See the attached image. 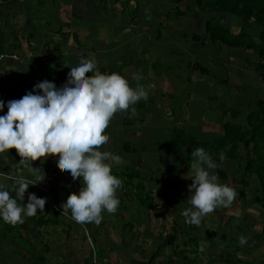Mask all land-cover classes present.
<instances>
[{"label": "crops", "instance_id": "crops-1", "mask_svg": "<svg viewBox=\"0 0 264 264\" xmlns=\"http://www.w3.org/2000/svg\"><path fill=\"white\" fill-rule=\"evenodd\" d=\"M150 1L152 0H105L100 3L99 0H9L1 8V21L6 24V33L16 34L20 42L21 48L16 53L22 62L13 60L7 53L3 58L0 57V71L4 73L5 79L0 80V98L9 99V91L16 83V74L19 72L15 70V74L12 70L6 72L8 67L14 69L20 63L24 68L22 72L29 74V61L42 59L47 66L60 70L67 78L71 66H75L80 61L82 54H93L102 71L120 72L128 78L131 86L135 87L137 83L144 85L148 88L149 96L147 99L141 98L133 105L136 108L134 114L131 111L133 106L114 114L115 116L111 118L105 129L110 139L100 146L101 150L122 156L121 163L113 162L112 171L122 179V188L125 186L135 188L134 198L139 203L141 212L137 214L133 212L127 216L123 212H118L117 216L113 215V219H121V224L114 225L107 216L114 212L104 210L103 219L99 224L86 222L87 226L77 228L70 225L63 230L64 228L58 226L59 223L60 226L62 224L61 215L67 217L69 224L76 222L72 217L71 209L59 210L60 212L55 209L56 213L51 214L59 218L56 224L50 223L47 219L42 224L33 223L37 218L35 216L44 214L43 211L47 207L48 209L55 207L46 201L45 208L38 209L35 216L25 215L23 223H11L20 226L19 233L22 241L14 240V232L9 233L7 228L3 230L0 225V264H26L27 260L30 264L31 261L35 262L27 251V242L39 252L37 257L44 259L43 264H232L231 262L235 259L237 262L239 259L245 260L247 264H264L263 260L259 262L248 260V256L243 254V251H248L244 248L246 246L243 245V247L238 243L239 236L243 234L248 238L249 247L262 244L264 248V231L255 229L256 220L263 223L261 227L264 226V215L260 213L261 205L255 199V207L247 200L245 189L250 185L247 180L249 185L243 188L244 196L237 195L235 198L242 203L243 218L238 220L236 215L228 214L230 207L234 208L237 202L229 206H220L222 207L220 210L218 208L214 210L216 211L214 215H217V211L219 215L220 212L226 211L225 216H222L229 221H236L231 225V232L213 231V236L212 230L209 229L205 232L208 241L203 251L200 247L199 249L187 248L189 241L191 242L190 239H185L188 228L198 230L208 225L210 228L226 229L229 222L226 220L223 224L216 223L210 213L205 217L206 219L203 217L199 225H190L186 222L182 211L191 206L187 200L189 189L180 188L177 177L188 174L191 169L189 152L193 150L188 149L181 154H167L160 148V144L169 143L175 129L192 135L201 142L211 141L221 136L222 120L226 117V115L223 117L224 112L231 116V111L236 110L233 109L234 106L230 109L227 108L228 105L223 106L221 102L236 99L238 94L242 93H239L241 88L234 84L236 80L228 81L230 77L224 63L230 59L231 55L239 53L246 55L248 51L237 52L235 49H230L227 60L222 61L221 54L216 51L215 45L207 37L202 22H156L159 20L158 10L166 7L165 5L159 7V4H151ZM104 3L105 8L102 6ZM151 7L153 10L150 13ZM195 26L197 29L194 28ZM194 35L197 38H193ZM206 47H211L213 54L203 56L206 53ZM251 54L255 55V53ZM167 58L174 61L166 60ZM192 58H203L208 65L205 67L196 63L194 66L197 69L193 66L191 68V62L189 63L188 60ZM216 58H221L220 62ZM231 61L230 59L228 63ZM198 65L200 67H197ZM252 66L253 76H256V63ZM3 67L6 68L2 69ZM194 71L198 74L190 79L189 76ZM87 75L92 73L89 72ZM137 75H140L142 79L137 81ZM9 77H12L11 82ZM260 81V87L263 89L264 81ZM6 82L9 88H6ZM211 97L213 100L210 99ZM209 114L216 116L214 123L208 122ZM158 133L166 136L165 142L158 139ZM129 135L132 139H148L155 146L156 153L145 152L149 145L148 141L144 144L142 142L138 148L133 147L131 139L127 138ZM221 153L222 151L218 153V157ZM127 154L132 156L129 157ZM8 155L16 159L19 165L15 166ZM213 156L217 157V154ZM21 159L22 157L14 147L0 152V184L12 188L18 186L21 179L34 180L42 176L44 172L46 174L45 166L52 169L58 166V154H48L31 161L33 167H39L35 172L21 163ZM187 159L189 160L187 169L181 171V162ZM228 165L234 174L232 180L227 172ZM172 166L178 173L174 172L170 176L168 171L173 169ZM240 167L237 160L222 159L214 171L223 169L227 174L226 183L229 184V180L236 182L234 187L238 192L237 185L241 186L238 183L241 179L235 178L237 177L235 170L239 171L242 177L243 171ZM18 171L20 173H17ZM129 171L140 172L139 177L136 176L130 185L123 179V177L129 178ZM164 172L166 175H161ZM144 173H149L150 178ZM15 176L17 180L14 179ZM78 179L77 188L80 189L82 177ZM249 180L255 181L254 178ZM189 181L192 183L191 179ZM223 181L220 182L225 183ZM139 184H143L146 193L153 198L149 210L145 209L141 200L136 198ZM30 186L29 184L23 199L18 193H11L16 195L19 204L26 205L22 201L27 202L28 193L34 192ZM61 187L57 189L60 194V200L56 202L58 205H62L66 200L62 196L65 195V193L62 194L65 188ZM162 192L165 195V201L162 200L164 202L156 199ZM255 192L257 193V189ZM117 194L123 197L120 201L129 198L126 190L118 189ZM159 202L164 204L161 205ZM253 211H257L258 215L260 213L259 218L253 214ZM170 214L171 217H168ZM127 218L131 219V224L126 222ZM140 220L144 223H140L138 227ZM158 223L164 225L158 227ZM42 228H45L48 234H44ZM54 229L58 234L62 233L55 236L53 242H46L50 231ZM234 229H236L235 233ZM253 231L257 234L250 235ZM41 233L44 241L41 240L43 242L37 245L38 240L40 242ZM217 233H220L218 237ZM9 236L11 242H8ZM51 236L53 237L52 233ZM14 245H19L20 248L17 249ZM23 253L28 254L26 259Z\"/></svg>", "mask_w": 264, "mask_h": 264}, {"label": "clouds", "instance_id": "clouds-1", "mask_svg": "<svg viewBox=\"0 0 264 264\" xmlns=\"http://www.w3.org/2000/svg\"><path fill=\"white\" fill-rule=\"evenodd\" d=\"M89 72L92 75H87ZM136 79L142 77L137 75ZM148 96L144 85L137 83L133 87L120 72L102 71L93 54H82L62 85L44 79L22 97L7 101L8 111L0 115V152L16 148L21 163L32 172L39 167H33L31 161L58 154V164L63 169L70 170L74 179L82 177V186L63 202V210L71 209L77 222L99 224L104 210L117 211V190L123 183L112 171L113 162L121 163L122 156L101 150L100 146L110 139L105 129L117 111L127 110ZM4 108L5 101L0 99V111ZM131 111L134 114L136 108L131 107ZM191 156L192 171L187 174L192 180L187 199L191 206L184 208L182 215L187 223L199 225L218 206L231 205L238 192L230 184L220 182L214 171L218 165L204 147L193 149ZM220 157L223 159L224 154ZM44 179L45 172L34 180L21 179L12 188L0 184V218L13 224L23 223L25 215L43 210L46 196L30 192L24 205L11 193L16 192L23 199L29 184ZM247 239L241 234L239 243L246 244ZM204 247L202 242L200 250Z\"/></svg>", "mask_w": 264, "mask_h": 264}, {"label": "trees", "instance_id": "trees-1", "mask_svg": "<svg viewBox=\"0 0 264 264\" xmlns=\"http://www.w3.org/2000/svg\"><path fill=\"white\" fill-rule=\"evenodd\" d=\"M0 1H2L0 2L1 10V8L5 6L9 0ZM104 1L105 0H99L100 3ZM169 1L175 4L173 7L174 13L182 15L186 14V12H190V10H185L182 12L181 9L178 8L180 5L186 6L188 0ZM190 1L196 3L199 13L204 12L208 16H211L215 13H220L225 16L229 15V17L232 15L238 17L241 20L240 25L243 29L252 25H258L256 29L258 32H254V36L257 34V37L254 39L253 35L251 36V34H247L243 30L233 33L232 29L230 28V22H215L208 19V17V20L203 23L206 35L213 45L220 47L223 46L228 49H235L237 52H254L258 59L256 62L255 71L258 77L264 81V0ZM1 14L2 12L0 11V57L3 58L7 53L11 58L14 55L17 56L18 59H15V61L22 62V59L19 58L18 54L16 53L21 48L20 42L17 39L16 34L6 33V24L1 21ZM192 14H194V12H192ZM196 15L198 14L196 13ZM194 37L197 38L196 35H194L193 38ZM12 59L14 60V58ZM28 66L29 74H25L23 72L17 73L16 83L9 91V99L22 97L24 94H26V91L32 90L33 86L38 81H42L44 79L54 80L58 86L62 85L67 80L65 75H63L60 70L51 66H47L42 59H31L28 63ZM197 67L200 66L198 65ZM8 100H4L5 108L0 111V115L8 111ZM224 115H226V111L224 112L223 117ZM238 115H240L238 110L231 111L232 117L237 118ZM221 128L223 130L221 136L207 142L197 141L192 135L185 134L183 131L175 129L172 133L169 143L166 145L160 144V148L167 154H181L188 149L193 150L197 147H204L210 152L211 155L217 154V157L218 153L222 151L224 154L223 159L237 160V162L240 163L243 175L238 183L242 186V188H245L249 185V183L246 181L247 179H255V182L257 183V194L255 201L264 208V100L257 101L256 110L251 111L246 115L244 124L239 125L234 121L224 119L222 120ZM8 156L15 166L19 165L17 164L16 159H13L10 155ZM217 157L213 159L218 165L222 159L220 156L218 158ZM188 161L189 160L187 159V162H181V171L187 169ZM45 167L46 174L51 175L57 172V169L60 168V165L54 169L50 168L49 166ZM216 172L219 174L220 181L224 180L223 182L226 183L225 180L227 179V174L225 171L223 169H217ZM128 173L130 176L127 180V184L130 185L136 176L139 177L140 172L129 171ZM62 182L64 184V188L67 191V195L69 196L71 194V190L67 186L65 180H63L61 177H58L53 184L54 186L51 185V191L56 201H58V199L60 200V194L57 189L62 186ZM76 183H79V179L76 180ZM30 187L38 195L47 197L46 194L37 191L34 186L31 185ZM242 188L238 190L239 196H244ZM78 191L79 189L77 188L75 192ZM136 198L141 200V204L143 207H145V209H151L153 198L148 193H146L145 186L143 184H139L137 186ZM22 202L26 204V201ZM51 209L39 217L35 216V214L34 216L37 218L34 220V222L32 220V222L42 224V222L47 219V221L52 224L58 223L59 218L51 214ZM1 223H3V225H1L3 230H6L5 228H7L9 233L14 232V240L20 239L22 241V237L19 233V225L15 226L10 222H5L2 218H0V224ZM27 245L28 247L26 248L27 251H29L28 253L32 258L35 259V262L31 261V264H43L44 259L37 257L39 252L33 247L32 244H28L27 242Z\"/></svg>", "mask_w": 264, "mask_h": 264}, {"label": "rangeland", "instance_id": "rangeland-1", "mask_svg": "<svg viewBox=\"0 0 264 264\" xmlns=\"http://www.w3.org/2000/svg\"><path fill=\"white\" fill-rule=\"evenodd\" d=\"M150 2H151V4L152 3L153 4L154 3L155 4H159V7H161L163 5H165V7H166V8H163V9H160L159 8L160 9V10H158L159 20L158 21L155 20L156 22H202V23H204L205 21H207L208 19H210V20H213L215 22H222V23L223 22H230V28L232 29V32L233 33H235V31L240 32L241 30H243L247 34H251V36L253 35L254 39L257 37V34L254 36V32H256V33L258 32V31H256L258 25H252L250 27H245L243 29V28H241V25H240L241 20L238 17H235L233 15L229 17V15L228 16H225V15H222L220 13H215V14H212L211 16H208L204 12L199 13V11H198L199 9H197L196 3H194V2H192L190 0L187 1V5L186 6L180 5L178 7L179 9H181L182 12L185 11V10H190V12H186V14H182V15L173 12L174 11L173 7L175 6V4H173L169 0H152ZM102 6H103V8H105L106 7L105 6V3L102 4ZM152 10H153V8L151 7L150 13H151ZM192 12H194V14H192ZM196 13L198 15H196ZM251 22H253V21H251ZM73 23L75 24V22H73ZM238 26H240V27L238 28ZM194 28L197 29V26H195ZM200 31H201V27H200ZM215 48H216V51L221 54L222 61L227 60V58H226L227 57V53L229 52L230 49H228L226 47H223V46L220 47V46H217V45H215ZM210 49H211V47H206V50H205L206 53H204L203 56H210V54L213 52ZM251 53H254V52L248 51L246 55H243V53H239V54H236V55H231L230 59L232 61L230 63H228V61H230V59H229L226 63H224L226 65V67H225L226 68V72L228 73V75L230 77V78H228L229 79L228 81H230V82L232 81L233 82L234 80H236V83H234V84H237V86L239 88H241V90L239 91V93L242 92L241 94H238V97L236 99L234 98V99H231L229 101L228 100H223L221 102V104L223 106L228 105L227 108H230L231 109L232 106H234L233 109H236V110L238 109L239 111H241V112H239L240 115H238L237 118H234L232 116H229V114H226V117L224 119L225 120L226 119L227 120H231L232 119L231 121H234L236 124H239V125L244 124L245 117H246V115L249 112L256 110V108H257V101L264 100V87H263V89H261V87H260V82H261L260 80L261 79H260V77H257V75L256 76H253V72H252L253 71V66L252 65L254 63H256L258 59H257V57L254 54H251ZM221 58H216V59L220 62ZM166 60H170V58H167ZM217 60H216V62H217ZM170 61H174V59H172ZM188 61H189V63L191 62V66L190 67L192 68V66H193L194 69H197L194 66L196 63L200 64L201 66L202 65H205V67L208 65V64L206 65V62L207 61L203 60V58H197V59H193L192 58V59H190ZM5 68L6 67H3L2 69H5ZM8 68L9 69L6 72H11V70H12L13 73H14V70L16 72L17 71L22 72V70L24 69V68H22V65L20 63H19V66L18 67H15L14 69L11 68V67H8ZM194 73H195V75H193ZM194 73H192L189 76L190 79H193V76H196L198 74L197 71H194ZM3 74L4 73H2L0 71V80H5L4 77H3L4 76ZM11 78L12 77H9V81L10 82H11ZM13 79H14V77H13ZM7 83L8 82H6V84ZM263 85H264V82H263ZM173 87L176 88L175 85H173ZM6 88H9L8 87V84L6 85ZM174 88H173V90H174ZM221 93L223 95L224 91L222 90ZM225 97H226V95H225ZM210 99L213 100V97H211ZM179 100H181V99L179 98ZM227 112H229V111H227ZM209 116L210 117L208 119V122H213L214 123L216 121L215 120L216 119V116L213 115V114L212 115L209 114ZM167 117L170 118V116H167ZM163 126H161V127H163ZM127 138L131 139V142L133 143V147L136 146L137 148L139 147V145L142 144V142L144 144V143H146L148 141V139L147 140L146 139L140 140L138 138H136V139L133 138L132 139L130 135ZM158 139L161 140V142H165L166 141V136L160 135V133H158ZM148 143H149V145L147 146L145 152L148 151V152L156 153L155 146L152 145L149 141H148ZM127 156L131 157L132 155L131 154L130 155L127 154ZM189 157H190V160L192 161L193 158L191 156V152H189ZM134 162H136V161L134 160ZM184 162H187V161H184ZM172 167H173V169L170 170V171H168L169 172L168 174L170 176L174 172H177L178 173V171L175 170V167L174 166H172ZM223 167L224 166H222V168ZM227 168H226L227 169V172H228V174H229V176H230V178L232 180L233 179V176H234L233 171L230 169L229 165L227 166ZM240 169H241V167H240ZM191 171L192 170L190 169L189 170V173H191ZM235 171H236L235 176H237L235 178L240 179L241 178L240 177V174L241 173H239V171H237V170H235ZM117 173H118V171H117ZM230 173H231V175H230ZM144 174L148 175V178H150V174L149 173L148 174L147 173H144ZM161 175H164L165 176L166 175V172H164ZM173 178L176 179V177H174V176H173ZM177 178H179L178 180H179L180 188H183L184 189L185 187H187L189 189L188 185L191 184V182L189 181L191 178L188 177L187 174L179 175V177H177ZM123 179L125 181H127L128 180V177H123ZM231 180H229L228 182H229V184L231 186L234 187V184L236 182L233 183ZM247 181L250 183V185L248 186V188L245 189L246 190V193H247V200H248L249 203H252L253 204V207H255L254 199H255L256 194H257L255 192V190L257 189V183L255 181H252V180H249V179H247ZM61 184H62V188H64L63 182ZM162 188H166V187H163L162 186ZM237 188L240 189L242 187L239 186V185H237ZM134 189L135 188H132L131 189L130 186H125L124 188H122V187L119 188L120 191H125L126 190V194L129 196V198H124L125 200L120 201V204H119V206L117 208V211L114 212V213H109L107 215L108 218H109L108 220L111 221L114 225H120L121 224V221H120L121 219H117V218L113 219V217H114L113 215L117 216L116 214L118 212H123V213H125L126 216L129 215V214H133V212L135 214H137L138 212H141L139 203L136 202V200L134 198V195H135V190ZM70 192L72 193V192H75V191H70ZM63 193H65V195ZM62 194H63L62 195L63 196V199H65V198L67 199L68 195H67L66 189L65 190L63 189ZM117 195L119 196V199L120 200L123 198L120 194H117ZM189 195H190V190L188 191V197H189ZM164 198H165V195L163 194V192L162 193H159L158 197H156V199L161 200V202H164L165 201ZM162 200H164V201H162ZM161 202H159L161 205L164 204V203H161ZM235 202H237L236 206L234 208L231 206L230 207L231 209L228 211V214H232L234 216L236 215L237 218H238V220H240V218H243L244 217L243 216L244 214L241 213V211H242V203L239 200H235L234 199L233 203H235ZM239 203L241 204L240 206H239ZM51 208H52L51 210H52L53 213H56L55 208L58 209V212H60L59 210H63L62 205H58V204H55V208H53V207H51ZM217 208H218V210H220V208H222V207L218 206ZM260 208H261L260 209V213H262L264 215V208L263 207H260ZM48 210L49 209L47 207L43 212H46ZM162 210H163V206H162ZM214 212H216V211L210 212V216H211V218H215L216 223H219L220 222L221 224H223L227 220L229 222V225L226 226V229H224L223 227H218V228L217 227H211L210 228V227H208V225H207V227L204 225V228H201V229H198V230H192V229H189L188 228V230L186 232V235H185V239H190L191 242L189 241L187 248H189V249H199V247H200V245H201L202 242L206 243L208 241V239L205 236V232H207V230H209V229H210V231L212 230L211 234L213 236H214V232H218L219 230H223V232H228V233L231 232V228H232L231 225L235 224L236 221H233V220L229 221V219L223 217L222 215L226 214V211L223 212V213L220 212V215L218 214V211H217V215H214ZM260 213L258 215L257 211H253V214L255 216H257L258 218L260 216ZM228 214H227V216H228ZM207 215L208 214H206L204 216V219H206L205 217H207ZM168 217H171V214ZM60 219H61L60 222L62 224L60 226V223H59L58 226L60 228H64L63 230H66V228L69 227L70 225H72V227H77V228H80L79 226H84V225L87 226L86 223H79L77 221H76L77 223L74 221V224L73 223L69 224L68 223V220H67V217H64L63 215H61V218ZM130 221H131L130 218H127L126 219V222H128V224L130 223ZM140 223H144L143 220H140V222H138V227L140 226L139 225ZM189 224L191 225L192 223H189ZM262 224L263 223L260 220H256V228L255 229L260 230V231H262V229H263V231H264V226L261 227ZM0 225H3V223H1ZM142 225H144V224H142ZM153 225H155V223H153ZM162 225H164V224H162V223L159 224L158 223V227H161ZM47 228H50V227H47ZM55 230L56 229L50 231L49 235L47 236L49 239H46L45 240L46 242H53L55 236H58V235H60L62 233L61 232L60 234H58L57 231H55ZM42 232L44 234H48L47 233V230L45 228H42ZM233 232L235 233L236 232V229H234ZM51 233L53 234V237L51 236ZM219 234L220 233H217L216 234L217 237L219 236ZM255 234H257V233L255 231H253L250 235H255ZM229 235H227V237H229ZM194 236H197V237H194ZM43 237L44 236L41 233V237H40L41 239H40V242L38 240L37 245H40L41 242L44 241L43 240ZM234 238H235V236H234ZM7 239H8V242H11V237L10 236L7 237ZM41 240H43V241H41ZM251 241L254 242V240H251ZM238 243H239V240H238ZM243 245L246 246V247H244ZM243 245L242 246L248 250L246 252L243 251V254H245V255L248 256V258H247L248 260H257V262H259L261 260L264 261V248H263V245L262 244L261 245L256 244L253 247H249L250 246L249 243H246V244H243ZM14 247H16L17 249L20 248L19 245H14ZM250 254H251V256H250ZM23 255L25 256V259H26V257H28V254L26 255L25 253H23ZM236 260L237 259H235V261H232L231 263L232 264H247L245 260L239 259L238 262ZM26 264H30V262H28V260H27V263Z\"/></svg>", "mask_w": 264, "mask_h": 264}, {"label": "built area", "instance_id": "built-area-1", "mask_svg": "<svg viewBox=\"0 0 264 264\" xmlns=\"http://www.w3.org/2000/svg\"><path fill=\"white\" fill-rule=\"evenodd\" d=\"M12 58L14 59H18L17 56H12ZM59 166V164H58ZM17 173H20V171H18ZM61 177L63 180H65L67 186L69 187V189L74 190L77 189V183L76 180L72 177V175L70 174V170H65L63 169L61 166L59 169H57V172L51 174V175H47L45 174V179L43 181H39L37 183L31 184L32 186L35 187V189L39 192H42L44 194L47 195V200L53 205L55 206L56 204V199L53 196V193L51 191V185L54 184L55 180ZM14 179H18L17 177H15ZM54 186V185H53ZM52 186V187H53ZM55 208V207H54ZM56 209V208H55Z\"/></svg>", "mask_w": 264, "mask_h": 264}]
</instances>
